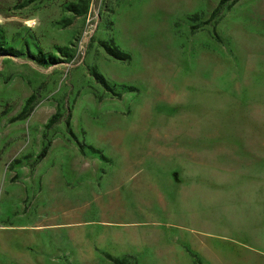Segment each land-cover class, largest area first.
<instances>
[{
  "label": "rangeland",
  "instance_id": "rangeland-1",
  "mask_svg": "<svg viewBox=\"0 0 264 264\" xmlns=\"http://www.w3.org/2000/svg\"><path fill=\"white\" fill-rule=\"evenodd\" d=\"M230 1L0 0V264H114L95 246L99 206L123 264H159L156 250L204 264V245L252 244L253 229L264 244V112L251 118L252 89L241 116L221 105L264 22ZM55 184L85 200L88 184L121 187V204L66 203Z\"/></svg>",
  "mask_w": 264,
  "mask_h": 264
},
{
  "label": "crops",
  "instance_id": "crops-1",
  "mask_svg": "<svg viewBox=\"0 0 264 264\" xmlns=\"http://www.w3.org/2000/svg\"><path fill=\"white\" fill-rule=\"evenodd\" d=\"M247 14L248 16L254 14L257 20L264 22V0H251V6L248 9ZM255 43L258 44L259 50L264 49V38H261V41H257ZM252 59L253 60L251 61L248 58L245 61V66L240 68L235 73L234 75L235 81H233L229 85L230 88L227 91V96L221 95V105L234 106L236 109V114L237 115L240 114L239 116H241L243 112L241 111L242 104L240 99V91L243 90L249 92V89H252L255 94V95L253 94L254 95L253 100H250V98L248 97L249 95H245V94L244 95L246 101H248L247 105L255 108V116L251 118L256 117L257 119H260V117H263L261 116V113L264 112V51H259V53L252 56ZM255 61H257L256 64L259 65L258 67L254 66ZM252 75H256L258 81L252 79L251 78ZM240 77H241V81L239 80ZM241 84L243 85L241 86ZM233 91L235 92L234 94ZM72 146L76 150L77 155L79 154L82 156L85 155L80 151L79 147L76 144ZM72 154L67 155V158L71 157V159H67V158L64 159V162L67 164L65 165L66 168L70 166L73 158H76L75 157L76 155H73L72 157ZM86 154L90 155V153H86ZM66 173L67 176L70 177V179H73L72 178L73 175L71 172L67 171ZM46 186H48V188L51 189L49 184L46 183ZM90 188H93V186H89L88 184L85 192L89 193V199L86 200L83 199L84 198L83 189L79 185L76 187L75 190H72L70 186H66L64 184L61 185L55 184L53 190H51V192L48 193L52 198H58L59 196H61L64 199V202L72 203V204L76 199H77L76 201H78V204H84L86 203V201L90 203L100 204L101 201L99 198L101 197L102 194L105 193H109L108 195L109 197L114 195L115 197L118 198L117 201L118 202L120 201L118 194L121 192V187L117 188L116 186V188L112 192L110 191L102 192L100 189L97 190L96 188L95 189L93 188V192H89ZM64 189H66V191H63ZM64 196H66L67 198H64ZM79 198L82 199L80 200V203H79ZM118 204H121V202H119ZM84 210H85L84 207L83 208L77 207L76 209H72V210L69 208L66 211L67 213L65 217H67V219H72L74 217L81 219V217L84 214ZM106 210L108 211H104L102 213V208L100 206L97 208V215L99 217L97 222L102 224L103 226L102 225L101 226L105 227L106 229L103 233L101 232L98 235H96L97 242L95 243V246L99 251H101V249L107 250V252L109 251L108 253L107 252L105 253L106 257L109 260L112 259L122 260L127 258H133V256L129 254V251H126L125 246L123 245L114 246L111 244L110 245L107 244L108 241H112V242H115L116 240L121 241L122 235L118 233V231L113 230L114 228L113 226L109 225L110 222L106 220V218L109 217V216L107 217L108 214H106L109 212V208H106ZM258 218H260V216H258ZM70 223H74V219L71 220ZM76 223L79 225L81 223L83 224L84 222H81V220H79L78 222V220H76ZM252 231L254 232L253 237H255L253 238L254 241L252 244L246 242H233L232 243L233 247H224V248L212 247L209 244L204 245L205 247L204 254L201 255L204 264H264V244L260 243L259 239L256 238L259 237V235H263V234L260 233L261 231L259 229H255V230L253 229ZM242 232L245 233V231ZM130 237L133 240V237L132 236ZM108 249H110L111 251ZM118 251H121L122 254L118 255V253H116ZM155 252L157 253L155 255V258L159 261V264H168L170 260L169 256H165L164 254H162L161 253L162 251L156 250Z\"/></svg>",
  "mask_w": 264,
  "mask_h": 264
},
{
  "label": "trees",
  "instance_id": "trees-1",
  "mask_svg": "<svg viewBox=\"0 0 264 264\" xmlns=\"http://www.w3.org/2000/svg\"><path fill=\"white\" fill-rule=\"evenodd\" d=\"M224 1H226V0H218V2H217V5H216V7L214 8V10H216L218 7H219V5H221ZM234 1H236V0H231L230 1V3L228 4V5H230L231 3H233ZM117 52H115V53H113V52H111V54L115 57V58H117V59H121V60H124V59H129L130 58V55H129V53H127V52H123L122 50H119L118 48H117V50H116ZM56 117V115H53L50 119H49V121L51 122V121H54V119H56L55 118ZM17 118L19 119V118H21V114H19V116H17ZM69 132H70V130H69ZM72 135V134H71ZM73 136V135H72ZM43 139L45 140V138H46V136H45V134H43ZM48 147H49V144H45L44 146H43V148H42V150H41V152L38 154V156H37V158L38 159H42V158H44V156L46 155V153H47V151H48ZM93 151H95L92 147H90ZM79 149H80V151L81 152H83L82 151V147L79 145ZM123 260V259H122ZM122 260H120V259H112V261H113V263L114 264H123L122 263Z\"/></svg>",
  "mask_w": 264,
  "mask_h": 264
}]
</instances>
